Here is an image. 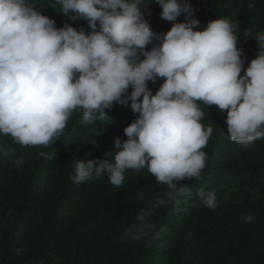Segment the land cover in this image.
Instances as JSON below:
<instances>
[{
    "label": "clouds",
    "instance_id": "clouds-1",
    "mask_svg": "<svg viewBox=\"0 0 264 264\" xmlns=\"http://www.w3.org/2000/svg\"><path fill=\"white\" fill-rule=\"evenodd\" d=\"M58 3L64 15L87 20L92 31L67 23L57 28L31 0H0V135L22 146L47 147L74 111L82 110V123H94L108 117L105 109L114 103L130 101L139 114L124 128L127 139L115 138L111 159L75 163L73 183L106 173L112 185L121 186L126 170L147 168L168 188L166 199L153 207L179 204L186 190L177 182L201 177L207 160L202 149L213 133L201 123L198 102L227 110L233 142L248 147L264 138V32L255 37L259 54L240 75L237 25L218 17L194 30L200 21L191 17L186 0H157L161 18L174 22L163 34L151 29L141 0ZM181 14L185 20L175 22ZM154 39L160 43L148 50ZM158 78L163 83L153 94L148 82ZM197 196V207L217 208L214 190H198ZM151 215L150 208L140 210L126 235L140 239L152 227Z\"/></svg>",
    "mask_w": 264,
    "mask_h": 264
},
{
    "label": "trees",
    "instance_id": "trees-1",
    "mask_svg": "<svg viewBox=\"0 0 264 264\" xmlns=\"http://www.w3.org/2000/svg\"><path fill=\"white\" fill-rule=\"evenodd\" d=\"M31 2L57 28L67 23L92 31L87 20L64 15L58 0ZM186 2L191 17L200 21L194 30L218 17L237 25L243 75L260 52L255 37L264 32V0ZM141 8L155 33L170 30L174 22L161 18L157 0H141ZM184 20L181 14L175 22ZM159 43L154 39L147 49ZM162 83L158 78L148 87L155 94ZM130 103H114L105 109L108 117L88 124L81 122L82 110L74 111L47 147L22 146L0 135V264H264V138L248 147L233 142L227 110L216 105L198 102L201 123L213 133L202 149L207 160L201 177L177 182L186 190L179 204L153 207L166 199L168 188L147 168L126 170L121 186L112 185L106 173L80 184L71 181L78 160L111 159L115 138L127 139L124 128L139 115ZM198 190H214L217 208L197 207ZM149 208L151 229L130 239L127 229L137 223L140 210Z\"/></svg>",
    "mask_w": 264,
    "mask_h": 264
}]
</instances>
